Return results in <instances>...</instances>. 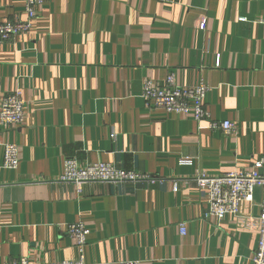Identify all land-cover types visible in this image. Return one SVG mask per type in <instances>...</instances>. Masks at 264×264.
<instances>
[{
    "label": "crops",
    "instance_id": "crops-1",
    "mask_svg": "<svg viewBox=\"0 0 264 264\" xmlns=\"http://www.w3.org/2000/svg\"><path fill=\"white\" fill-rule=\"evenodd\" d=\"M25 6L0 0V22L24 20ZM170 72L181 86L208 83L213 119L235 132L148 107L145 79ZM17 89L24 123L0 122V264L78 259L66 228L75 222L90 230L88 264H253L262 187L215 219L191 179L264 156V0H48L30 32L0 42V106ZM6 142L20 146L17 168L3 167ZM68 156L154 180L79 189L59 180Z\"/></svg>",
    "mask_w": 264,
    "mask_h": 264
},
{
    "label": "built area",
    "instance_id": "built-area-1",
    "mask_svg": "<svg viewBox=\"0 0 264 264\" xmlns=\"http://www.w3.org/2000/svg\"><path fill=\"white\" fill-rule=\"evenodd\" d=\"M48 0H26L24 20H7L0 22V42L10 41L15 37L31 31L34 20ZM246 18L241 17L240 20ZM202 20L200 28H205ZM210 85L204 81L196 86H181L176 81L174 72H170L164 82H156L151 78L143 83L142 97L148 107L162 108L178 115L192 117L197 121L206 120L213 130H221L225 134H232L236 130L235 122L231 120L213 119L207 108L206 99ZM26 107L21 90L17 89L5 95L0 106V122L6 127H17L24 123ZM115 136L114 133L111 134ZM181 164H191L192 159L183 156ZM20 163V146L12 142L4 144L3 167L17 168ZM264 156L256 160L253 166L241 172H229L221 175L200 173L191 180L204 194L208 201L207 218L218 219L227 213L237 215L242 201L253 202L256 186H261L263 200L261 207V232L259 247L253 254V264H264ZM61 182L73 183L79 189L86 183H141L154 180L147 173L134 169H125L112 162H81L75 157L68 156L64 160V171L60 176ZM174 190H178V182L174 183ZM1 188V186H0ZM67 233L75 243L79 257L76 260L53 262H32L27 256L5 260L1 264H88L86 261V246L89 228L84 222H75L66 226ZM182 235L187 234L186 223L179 224ZM119 264H142L138 260H122Z\"/></svg>",
    "mask_w": 264,
    "mask_h": 264
}]
</instances>
